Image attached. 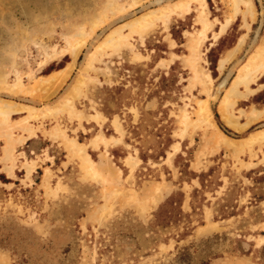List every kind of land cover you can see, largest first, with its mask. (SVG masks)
Masks as SVG:
<instances>
[{"label":"rangeland","instance_id":"obj_1","mask_svg":"<svg viewBox=\"0 0 264 264\" xmlns=\"http://www.w3.org/2000/svg\"><path fill=\"white\" fill-rule=\"evenodd\" d=\"M179 1L0 0V264H264V0Z\"/></svg>","mask_w":264,"mask_h":264},{"label":"bare ground","instance_id":"obj_2","mask_svg":"<svg viewBox=\"0 0 264 264\" xmlns=\"http://www.w3.org/2000/svg\"><path fill=\"white\" fill-rule=\"evenodd\" d=\"M196 1H200V2H203V5L205 6L206 5V0H196ZM233 3H234V10H236V12H238L240 10V7H243L244 8V18L246 19L247 17H252V18H255V9L253 8V4L251 2V0H231ZM188 5V2H185V0H180L179 2L177 3H174L172 6H174V8L176 9H182L183 7L187 6ZM169 8V4L167 5H164V4H161L159 5V8L155 9V10H152L148 13H145L143 14L142 16H140L139 18L131 21L130 23H128V25H130L131 27H140V28H145L149 23L153 22L154 20H159L160 18H164V17H168L169 16V13L167 12ZM201 9V8H200ZM174 13V12H172ZM105 19V18H104ZM104 19H99L97 21H95L94 23H92V27L91 29L92 30H95L96 28L100 27L103 23H104ZM209 19V18H208ZM201 21L205 24L204 27L206 26L207 22H206V17L204 16L203 18H201ZM226 26L227 24H224L223 27L221 28V30L219 31L218 33V36L219 35H222L224 32H225V29H226ZM80 29V27H79ZM79 31V30H78ZM205 32V31H204ZM203 32V34H205ZM78 33V32H77ZM120 33V29L116 28L114 29L112 32H110L105 40L107 41H104L106 43H111V42H114L115 41V37L118 36ZM122 33V32H121ZM121 35V34H120ZM78 36V35H77ZM122 38V37H121ZM86 39V38H85ZM119 39H120V36H119ZM117 39V40H119ZM83 40V38L81 39ZM121 43V42H120ZM119 46V45H118ZM99 48V47H98ZM264 60V48L262 46L258 47L257 48V51L254 53V55L250 58V61L249 63L245 64V66L243 65V68L245 70L246 73H248L249 71H252V69L258 65L259 61H263ZM220 62V61H219ZM220 68H222L224 66V64L226 63L225 60H221L220 62ZM264 64V62H263ZM243 71V70H242ZM66 74V73H65ZM57 75V74H56ZM207 76L210 78V75L207 74ZM243 77V75H242ZM241 76L239 77L242 78ZM55 78V77H54ZM59 78V77H58ZM2 79V78H1ZM63 80V79H62ZM19 84V83H17ZM236 85V83H235ZM77 88V84L76 86H74V90L75 91ZM73 94V93H72ZM72 99V98H71ZM70 101V97L66 96V98L64 99V101L62 102L61 105H64L65 106V102L68 103ZM203 102L206 103V101L203 100ZM223 108V107H222ZM224 109V108H223ZM31 110V109H29ZM14 111H17L16 109L13 108V106L9 103V101L5 100L3 102H0V118L3 120V121H9L10 119V115L12 114V112ZM205 111L207 112L208 111V106L207 104L206 105H202V112ZM223 111V110H222ZM224 112V111H223ZM258 138V137H257ZM98 139H102V138H98L96 137L94 139V141H92V143L94 145L97 144V140ZM256 139V137H253L252 140ZM78 149V148H77ZM87 154V153H86ZM87 162H89V165L91 166L92 165V162L93 160L87 156ZM29 172V171H28Z\"/></svg>","mask_w":264,"mask_h":264},{"label":"crops","instance_id":"obj_3","mask_svg":"<svg viewBox=\"0 0 264 264\" xmlns=\"http://www.w3.org/2000/svg\"><path fill=\"white\" fill-rule=\"evenodd\" d=\"M110 128H113V123H114V120L113 119H107V122H105ZM94 127V125H92V127L91 128H93ZM121 129V127H120V125L119 124H117V130H120ZM96 137H98V138H102V139H98L96 142H97V144L96 145H94L93 143H92V141H94V139L96 138ZM108 137H106L105 135H99V134H96V136H94L93 137V139H91V144L93 145V146H98V143L99 142H103V143H107L108 142V139H107ZM16 171L14 170V173H15Z\"/></svg>","mask_w":264,"mask_h":264}]
</instances>
